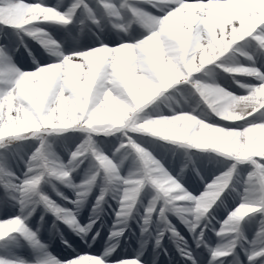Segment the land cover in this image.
<instances>
[{
    "label": "snow or ice",
    "instance_id": "6c2138e0",
    "mask_svg": "<svg viewBox=\"0 0 264 264\" xmlns=\"http://www.w3.org/2000/svg\"><path fill=\"white\" fill-rule=\"evenodd\" d=\"M97 2L112 17H120L119 9H126L132 17L129 27L136 23L142 31L119 38L105 35L84 43L74 38L58 42L39 25H70L81 7L96 22L85 0H73L66 8L63 0L52 5L47 0H0V29H12L22 45L23 33L50 53L49 61L43 64L32 56L35 68L25 70L15 58L19 45H12V34L0 36V149L6 150L0 153V243L8 253L0 255V264H144L140 259L143 243L132 258L121 259L123 253L116 252V243L106 244L101 251L99 244L92 250L87 242L88 233L100 219L101 204L112 193L108 190V171L118 177L123 193L122 198L113 196L119 207L113 210L117 219L109 241L123 234L142 190L148 188L154 189V194L146 205L141 232L148 231L153 213L158 212L164 229L155 238L157 247H162L165 233L170 232V239L178 241L181 257L190 264H226L220 259L224 257L229 258L227 264H257L258 258H264V70L255 66L254 55L242 49L252 48L264 56V0H123L118 6L111 0ZM141 5L150 6L152 11ZM233 10H241L244 16L231 15ZM222 16L228 21L226 26L220 22ZM114 27L128 31L121 24ZM23 46L27 51V45ZM230 50H240L251 65L221 61ZM214 62H218L215 67L232 76V82L242 90L240 94L194 75ZM237 74L252 79L242 82L235 79ZM175 85L189 87L193 96L198 94L197 108L202 102L216 119L209 122L207 113L197 112L196 108L182 109L170 116L157 110L146 111L154 98ZM178 122L194 125L200 136H176L171 127ZM110 128L121 133V142L114 150L110 142L96 141L93 135ZM69 130L86 135H66L54 142L68 154L65 163L45 137ZM133 133L194 149H213L234 162L195 196L182 186L184 171L173 168L170 172L133 138ZM30 138L40 141L30 156L7 150L15 141ZM78 140L82 142L72 150L70 144ZM88 146L95 149V154L85 151ZM23 147L18 146L20 150ZM121 150L131 157L128 165L117 155ZM105 152H110L112 158ZM84 160H89L90 166L82 182L76 183L73 174ZM20 162L24 169L18 174ZM241 164L248 167L242 170ZM242 172L243 190L237 193L240 203L222 222L218 221V229H211L217 237L213 244L207 235L210 221L202 223V219L210 215L214 206L227 210L230 180ZM59 185L71 189L75 199L65 196ZM94 185L100 187V193L89 222L82 225L80 211ZM130 187L135 189L134 203L128 200L126 189ZM52 194L64 203L55 202L50 198ZM179 202L191 203L181 206ZM30 204L33 207L27 210ZM39 204L85 241V247H73L61 235V243L71 249V254L63 259L54 255L39 238V228L31 227L30 217ZM241 208L249 211L241 215ZM258 212L261 220L249 239L244 225L250 215ZM167 213L179 217L192 234L196 248L202 251L190 249L168 221ZM185 214H191L194 220ZM226 233H234L235 237L225 244L220 240ZM91 239L95 241V237ZM24 248L31 250L27 257L13 251Z\"/></svg>",
    "mask_w": 264,
    "mask_h": 264
},
{
    "label": "rangeland",
    "instance_id": "374dc122",
    "mask_svg": "<svg viewBox=\"0 0 264 264\" xmlns=\"http://www.w3.org/2000/svg\"><path fill=\"white\" fill-rule=\"evenodd\" d=\"M47 2L52 5L56 4L57 0H47ZM73 0H63V4L65 8L71 3ZM85 2L89 5V7L93 11V15L95 16L94 22L92 19L88 17L87 12L81 7L77 10V12L73 16V22L67 26H60L58 24H41L39 27H42L48 34L52 36L54 40L58 42H63L65 39H76L81 43L95 40L97 37L103 39L105 35H110L114 38L124 37L129 34L135 36L138 35L139 32L142 31L140 26L136 23H131L132 21L131 14L126 11V9H119L121 16L120 17H112L108 16L107 12L103 9L102 6L98 5L97 0H85ZM117 4V6L123 2V0H111ZM132 2V0H130ZM141 7L152 11L150 6L141 5ZM231 15L243 17L244 13L241 10H233ZM225 15H228L227 13ZM220 22L223 26H226L228 21L225 17H220ZM121 24L128 28V31H124L121 28L114 27V25ZM7 32L9 34L13 33L12 29H0V36H3L4 33ZM23 38V45H27V51L25 47L20 44V37L12 34L11 42L13 46L19 45V52L15 54V58L18 60L20 64L24 66L25 70H33L35 65L32 63V56L36 58L37 61L42 64L49 61L50 53L46 52V50L42 47L40 43L36 40L24 35L20 34ZM242 42H238L241 44ZM243 51L248 52L251 55H254V59L256 60V67L264 70V56L258 55L254 52L252 48H243ZM29 51L31 52V56H29ZM226 64L232 65L235 63H240L243 65H251V62L246 60L244 56L241 55L240 50L232 51L225 54L224 57L220 58ZM219 62V61H218ZM218 62H214L212 66H206V69L202 70L201 73L194 74L199 76L203 81H215L221 87L225 88L228 91H233L237 94H240L242 90H240L237 85L232 82V76L223 72L222 68L215 67V64ZM207 72V75H205ZM236 80L242 82H249L252 78L247 77L243 74H237L235 76ZM189 87L185 85H175L171 89H166L159 96L154 98V100L148 105L146 111L157 110L164 115H172L174 112L179 113L182 109L190 111L193 108L197 109V112H205L208 115L209 122L211 120L216 119L211 110L207 109L206 105L202 102L197 108V101L200 100L198 94L193 96ZM203 118V117H199ZM223 123V122H221ZM66 135L80 136L83 137L86 134L80 133L76 130H69L66 133H50L46 134L47 140L49 143H53L54 149L57 151V154L60 155L63 161L66 163L68 154L62 151L60 148L56 147V143L59 142L62 137ZM96 141L104 140L110 142L113 150L115 147H118L120 144V140L118 137L121 136V133L115 132L111 135L105 136L103 134H93ZM134 139H137L138 143H141V146L145 147L154 158L161 160V163L171 172L174 168L177 172H179L182 164H187V169L184 171V180L181 181L182 186L185 187L192 195L199 196L206 189V185L210 184L214 181L217 176H220L225 172L231 163L234 162L233 158L224 156L221 153L216 152L213 149H194L187 146L173 144L171 141H164L161 138H154L144 133H133ZM82 140L76 141L74 144H70L72 150L75 149L76 146L81 143ZM40 141L36 138H30L28 140L15 141L13 144L7 146L8 151H19L20 155H23L24 152L28 153V156L35 151V147L39 146ZM19 145H23V149L20 150L18 148ZM31 146V147H29ZM5 149H0V153L5 152ZM104 154H108L109 158L111 157L110 152H105ZM121 159L124 160L125 165H128L131 157L124 153L121 150V153L117 154ZM190 158V159H189ZM92 161L98 164V161H95V158H91ZM19 161V157H18ZM116 161L114 160V163ZM90 162L89 160H84L82 164H80L77 172L73 175L75 176V182L81 183L85 177L86 170L89 168ZM239 167L243 170L248 167L246 164H241ZM24 164L20 162L18 174L23 171ZM199 172V175H197ZM243 172L241 175L237 176L236 174L230 180V188L227 190L231 192V195L228 196L225 204L227 205V210L225 207L221 206L219 209H216L214 206V210H210V215H207L202 219V223L209 224V230L207 235L211 238L212 243H217V237L212 232V228H219L220 224L218 221H223L229 211L234 208L238 203H240V198L237 193L242 192V181ZM60 191L69 197L70 199H75L74 193L71 189H68L66 186L59 185ZM235 188L236 191L232 192L231 189ZM50 191V189H49ZM100 193V187L97 185L93 186L91 193L89 194L87 200L84 202V205L80 211L79 220L83 224H87L88 217L92 214L93 207L95 205V201ZM119 195L122 198V189L119 187L117 192H112L109 195H106L105 200L106 203H102L100 206L99 216L95 224L93 225L92 230L88 233L87 242L91 245V249L95 250L97 248V244L100 246V250H103V247L106 244L116 243L117 249L116 252L123 253L121 259L132 258L135 255V252L140 250L141 244L144 245L143 256L140 258L144 264H190L186 258L181 257L180 252L177 250L178 241H174L170 239L171 233H165L162 239V247H157L155 245V238L157 234L164 229V223L160 220L158 212H154L152 218L149 221V225L147 226L148 231L145 233L141 232V225L143 224V218L146 215V205L152 199L154 194V189L149 190L148 188L142 190V197L138 198L137 204L133 207L132 212L129 214L127 219V226L123 234L120 237L113 238L112 241H109L108 237L111 235V232L114 230L113 225L117 219L114 209H118V201L113 198L114 195ZM55 202L63 204L64 202L60 200L59 197H56L54 194L51 197ZM158 206L162 207L163 204L161 201H158ZM181 206H187L191 202H179ZM219 203V201H218ZM111 205V207H109ZM33 205H29V209L31 210ZM26 210V211H27ZM186 218L194 220V216L191 214H185ZM41 216H43V221H41ZM168 221L175 226V229L180 233V235L187 241L190 249L194 252H200L202 249H197L193 239L192 234L188 231L186 225H184L178 216L175 213H167L166 214ZM214 217V218H213ZM261 220L260 213L252 214L247 218L244 230L249 239H251L253 233L256 231V228L259 226V222ZM31 227L35 230L37 227L39 228V238L41 241L47 245H49L50 251L59 256L60 258H64L71 254V249H66L65 246L61 243L60 237L64 236L65 239L69 240L70 243H73V247H77V244L81 248L85 247V241L81 240L79 236H76L70 229H68L67 225L63 223L62 220H57L55 215L45 210V207L42 204L35 205V211L33 212L32 217H30ZM56 225L63 227V232L61 235L56 236L53 231ZM98 233V234H97ZM95 237V241L91 238ZM235 237L234 233H226L225 236L220 240L222 243H228L230 239ZM182 247V245H180ZM167 248V255H162V249ZM17 255L28 256L30 254V249L24 248L19 250H13ZM239 251V250H237ZM8 253L5 251L3 244L0 243V255H7ZM115 255V253H114ZM207 254L205 253V256ZM242 258L243 255L241 254ZM223 259L226 264L229 258H220ZM264 260V258H258L257 264H260V261Z\"/></svg>",
    "mask_w": 264,
    "mask_h": 264
},
{
    "label": "clouds",
    "instance_id": "9594fccd",
    "mask_svg": "<svg viewBox=\"0 0 264 264\" xmlns=\"http://www.w3.org/2000/svg\"><path fill=\"white\" fill-rule=\"evenodd\" d=\"M171 131L178 137H190V138L196 139L200 136V130L197 127H195L194 125L185 123V122H178L175 125H172ZM115 132H116L115 129L110 128V129L105 130L101 134L108 136ZM45 139H47V137H45ZM88 150H92L93 153L95 154V149H92L91 146H88L85 148V151H88ZM181 169L185 171L187 169V164H182ZM106 174L111 176L108 182V190H110L111 192H117L120 187L118 183V177L113 176L110 171H108ZM126 192L128 194L129 202L134 203L133 196L135 193V189L130 187L129 189H126ZM247 211H249V209H246V208H241L239 210L241 215L245 214Z\"/></svg>",
    "mask_w": 264,
    "mask_h": 264
},
{
    "label": "bare ground",
    "instance_id": "6f19581e",
    "mask_svg": "<svg viewBox=\"0 0 264 264\" xmlns=\"http://www.w3.org/2000/svg\"><path fill=\"white\" fill-rule=\"evenodd\" d=\"M109 238V237H108ZM112 241V240H111Z\"/></svg>",
    "mask_w": 264,
    "mask_h": 264
}]
</instances>
